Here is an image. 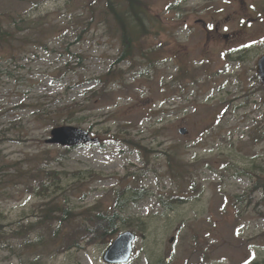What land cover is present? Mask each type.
<instances>
[{"label": "rangeland", "instance_id": "1", "mask_svg": "<svg viewBox=\"0 0 264 264\" xmlns=\"http://www.w3.org/2000/svg\"><path fill=\"white\" fill-rule=\"evenodd\" d=\"M143 1L150 34L137 43V64L117 65L112 80L107 73L122 44L106 2L0 0L12 40L0 44V167L16 165L0 172V226L9 245L0 247V264H106L103 240L58 254L56 243L35 245L39 231L30 245L17 234L46 202L25 187L24 172L38 168L70 175L51 198L70 203L72 214L110 211L118 192L140 186L133 175L144 174L155 196L124 212L147 220L129 229L138 237L129 264L164 256L166 264H264V190L252 192L264 182V140L256 146L251 139L264 130V90L253 81L264 55V0ZM219 22L220 35L210 31ZM188 68L195 81L184 76ZM53 119L92 132L100 145L68 154L47 144ZM158 196L184 201L167 208Z\"/></svg>", "mask_w": 264, "mask_h": 264}, {"label": "trees", "instance_id": "2", "mask_svg": "<svg viewBox=\"0 0 264 264\" xmlns=\"http://www.w3.org/2000/svg\"><path fill=\"white\" fill-rule=\"evenodd\" d=\"M106 2V7L108 11V16L111 17L113 25L117 32V37L120 38V42L122 44V53L121 57L116 59L115 68L111 69L107 75H111L113 77L112 80L117 79L118 74L121 73L120 69H116L117 65L124 63L128 60L132 61L133 67L137 62L135 61V51L137 49V43L140 42V39L143 36L149 35L150 30V20L147 19L148 14L141 11L144 8L145 3L143 0H101ZM124 2L126 5H124ZM119 4V6H118ZM5 17L7 14H2ZM1 17V16H0ZM10 18V16H8ZM0 19V44H8L12 45V40L10 39L11 33L6 31L1 24ZM157 21V20H155ZM33 27L28 26L27 30L32 29ZM116 37V38H117ZM25 43H30L29 41H24ZM139 51V49H137ZM237 62L242 61V57L236 59ZM152 62V60H151ZM132 67V68H133ZM189 68L185 71V75L191 80L195 81L196 77V69L191 72ZM102 82L106 86V80L100 78ZM253 81L257 82L256 75L253 76ZM264 90L263 87H260ZM254 94L252 92H248L246 94L247 100L252 99ZM47 116L40 115L38 120L45 121ZM56 127L60 126V119L50 120ZM252 143L256 146L260 144L264 140V130L257 127L251 133ZM128 145L133 148V146L144 154H147V147L134 145V141H129ZM66 153L72 152V149L67 148ZM47 154V153H46ZM149 156V155H148ZM173 158V157H170ZM172 164L177 167H182L176 158H173ZM16 165H2L0 167V172L5 171L9 172L12 168H15ZM246 172V171H244ZM30 174V177L27 178L25 187L27 189L28 194L35 193L44 199L46 202L43 203L39 210L37 220L35 222H30L28 225H18L17 234L20 235L22 232L25 236L24 240L27 241V245L31 244L30 235L32 233H37V242L36 246H41L44 242L56 243L58 245L59 251L58 254L65 253L70 250H80L84 246L94 245L98 241H104L111 243L121 232L124 230L130 229L133 226L142 225L145 227L147 225L146 219H135V218H125L124 212L127 211L128 207L132 204H139L140 202L152 198L155 196L152 189L146 188L143 184L145 182L144 174L133 175L136 180L139 181L140 186L136 190H128L126 189L123 193H117L116 199L114 201V205L110 211L102 212L98 206L86 208L84 210H80L79 213H70L72 206L70 203H59L55 198H51L53 193H56L61 190V182L63 181L62 175L70 176L67 172H57V171H48L42 168L33 169L29 172H24V175ZM21 174L20 176H18ZM263 174V172H260ZM22 168L16 171L14 175V180L16 178L23 177ZM78 174H73L72 176H77ZM262 176V175H261ZM32 181V182H29ZM13 182L12 180L8 183ZM259 186H255L252 189V192L264 190V182L258 183ZM51 187H54L51 190ZM7 193V192H6ZM130 193V194H129ZM5 194V193H4ZM0 195L1 192H0ZM158 202L164 207H174V205L170 202V200H176L179 203H182L183 198H175L169 197L166 199V196H163V199L158 196L156 197ZM175 198V199H174ZM68 201V199L66 200ZM63 204V205H62ZM170 205V206H169ZM173 205V206H172ZM257 210V208H255ZM48 214V215H47ZM78 220H74L75 218ZM55 224L57 226H55ZM0 226V247L5 244V233L1 231ZM43 231V234L42 232ZM13 234V232H12ZM14 235V234H13ZM9 246V245H8ZM167 256H164L161 259L156 260V264H166ZM149 264V262H148ZM254 264H263L260 262H256Z\"/></svg>", "mask_w": 264, "mask_h": 264}, {"label": "water", "instance_id": "3", "mask_svg": "<svg viewBox=\"0 0 264 264\" xmlns=\"http://www.w3.org/2000/svg\"><path fill=\"white\" fill-rule=\"evenodd\" d=\"M257 74L259 80L264 84V56L257 63ZM186 134V129L180 130ZM52 138L47 140L48 144L60 145L63 147H76L81 145H97L99 140L83 129L75 127H60L52 130ZM135 235L132 232L121 234L104 254V261L107 264H126L130 261L133 253Z\"/></svg>", "mask_w": 264, "mask_h": 264}, {"label": "flooded vegetation", "instance_id": "4", "mask_svg": "<svg viewBox=\"0 0 264 264\" xmlns=\"http://www.w3.org/2000/svg\"><path fill=\"white\" fill-rule=\"evenodd\" d=\"M220 26H221V23H220ZM213 31H214V32H212V33H217L218 35H220L221 31H220V27H219V25H217V26L214 28ZM232 35H233V37H236V36H237L236 33H234V34H232ZM222 37H223L224 39H229L230 35L222 34Z\"/></svg>", "mask_w": 264, "mask_h": 264}, {"label": "bare ground", "instance_id": "5", "mask_svg": "<svg viewBox=\"0 0 264 264\" xmlns=\"http://www.w3.org/2000/svg\"><path fill=\"white\" fill-rule=\"evenodd\" d=\"M48 215V214H47Z\"/></svg>", "mask_w": 264, "mask_h": 264}]
</instances>
